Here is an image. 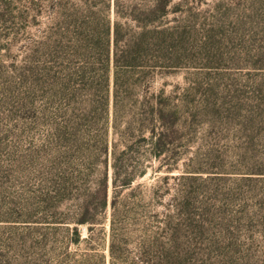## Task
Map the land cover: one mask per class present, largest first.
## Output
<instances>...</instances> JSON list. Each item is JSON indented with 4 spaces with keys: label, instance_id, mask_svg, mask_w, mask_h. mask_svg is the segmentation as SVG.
I'll return each instance as SVG.
<instances>
[{
    "label": "rangeland",
    "instance_id": "obj_1",
    "mask_svg": "<svg viewBox=\"0 0 264 264\" xmlns=\"http://www.w3.org/2000/svg\"><path fill=\"white\" fill-rule=\"evenodd\" d=\"M61 2L65 20L50 0H0V264H70L79 249L45 218L60 100L45 79L55 59L45 43L73 35L80 7ZM169 19L185 29L184 60L152 90L185 96L182 158L118 196L120 264L137 261L146 229L163 234L177 190L181 264H264V0H183ZM90 184L72 183L65 209ZM111 218L109 206L91 242L104 243L108 262Z\"/></svg>",
    "mask_w": 264,
    "mask_h": 264
},
{
    "label": "trees",
    "instance_id": "obj_2",
    "mask_svg": "<svg viewBox=\"0 0 264 264\" xmlns=\"http://www.w3.org/2000/svg\"><path fill=\"white\" fill-rule=\"evenodd\" d=\"M61 1L50 0L49 5L65 20ZM79 3L73 35L68 38L58 30L55 40L45 43L55 58L45 67V79L52 81V98L60 99L53 128L58 150L49 159L54 193L45 198L47 211H52L45 218L79 248L70 264H120L127 251L119 238L118 196L150 169L154 174L164 166L171 171L182 158L178 148L185 137V96L166 94L163 87L152 90V85L158 73H170L183 63L185 29L169 19L182 11L183 0ZM72 183L91 184L65 209L73 188L79 189ZM178 195L177 190L163 234L143 232L133 264L182 263L180 224L174 219L184 202L176 201ZM109 206L108 262L104 243L91 242L93 231L107 221Z\"/></svg>",
    "mask_w": 264,
    "mask_h": 264
}]
</instances>
